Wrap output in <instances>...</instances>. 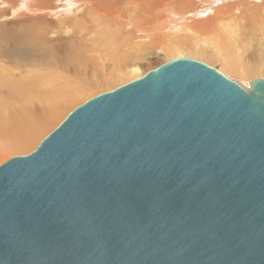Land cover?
<instances>
[{"label":"water","instance_id":"water-1","mask_svg":"<svg viewBox=\"0 0 264 264\" xmlns=\"http://www.w3.org/2000/svg\"><path fill=\"white\" fill-rule=\"evenodd\" d=\"M0 264H264V79L180 58L0 166Z\"/></svg>","mask_w":264,"mask_h":264},{"label":"bare ground","instance_id":"bare-ground-1","mask_svg":"<svg viewBox=\"0 0 264 264\" xmlns=\"http://www.w3.org/2000/svg\"><path fill=\"white\" fill-rule=\"evenodd\" d=\"M183 1L176 2L182 6ZM75 3L78 6L71 10ZM62 4L60 7L52 0H35L26 7V15H15L14 20L0 23V100L5 101L0 107H6L14 117L12 122L0 119L1 148L7 145L5 150L0 148V158L7 151L18 154L31 149L67 111L73 102L71 97L81 98L84 84L98 87L100 81L119 80L126 71L138 73L137 66L132 68L129 62L143 46H134L133 40H161V27L153 18L161 11L156 13L159 7L166 9L163 0H73ZM223 8L228 9V5L211 18L221 19L219 15L226 11ZM226 29L225 33L234 30L231 26ZM88 52L95 53L97 59L106 57L109 64L104 60L92 63V57L84 60ZM262 70L264 65L256 71ZM250 74L255 72L248 70L245 76ZM35 98L42 103L40 107L31 105ZM50 98L55 99L53 107L48 105ZM43 112H48L44 119L35 120V113Z\"/></svg>","mask_w":264,"mask_h":264},{"label":"rangeland","instance_id":"rangeland-1","mask_svg":"<svg viewBox=\"0 0 264 264\" xmlns=\"http://www.w3.org/2000/svg\"><path fill=\"white\" fill-rule=\"evenodd\" d=\"M34 1L0 0V23H8L14 20L15 15H26V7L31 6ZM52 1L54 6L60 5V7H63L62 1L67 4L68 2H73V0ZM163 1L167 3L166 9L159 7L156 10V13L161 10L158 13L159 16L157 15V18H153V20L157 19V24H155L161 27L160 42L155 43L148 40L147 37H142L138 42L134 40L132 41L133 43L131 42L134 46L138 44L141 45L140 47L143 46L142 51L132 54L129 62V66L133 64L132 68L137 66L138 73L132 74L130 73L131 71H126L125 75L119 80L109 81V83L100 81L98 87L84 84L81 98L71 97L73 102L69 104L67 111L62 116L59 115L60 120L53 127L48 128L47 132H44L31 149L18 154L13 153V151H7L5 156L0 158V165L13 157L26 156L32 153L39 143L55 130L68 114L78 106L103 93L141 78L147 72L170 61L180 58L199 61L209 67L216 68L226 78L246 88H249L248 84L252 81L264 79V70L261 73L256 71L264 65V0H184L182 6H180L179 2H176L177 0ZM225 4L228 5V9H225L227 7L222 9L226 11L221 12L222 14L219 15L221 19L217 21L212 19L211 17L216 16V11L225 6ZM77 6L75 3L70 9L73 10ZM160 13H164L162 18ZM226 26L234 28L233 32L225 33L227 31ZM175 47L178 50H175ZM126 48L127 46L124 47V49ZM89 54L91 55L90 57ZM90 58L92 63H98L106 57L97 59L95 53L88 52L83 59L90 61ZM104 63L109 64L107 60H104ZM223 67H226L227 70L223 69ZM251 69L255 74L245 76L246 71ZM54 100V98L47 100L50 107L55 105ZM4 102V100H0V103ZM32 103L31 105L39 107L42 105L37 98ZM43 107L45 112V104H43ZM28 108L34 111L33 107L28 106ZM7 112L10 111L1 105L0 119L5 122H12L14 117ZM44 112L42 114L35 113V120L44 119L48 113ZM1 140L3 139L0 137V142ZM1 145L0 143V148ZM1 149H7V145H4Z\"/></svg>","mask_w":264,"mask_h":264}]
</instances>
